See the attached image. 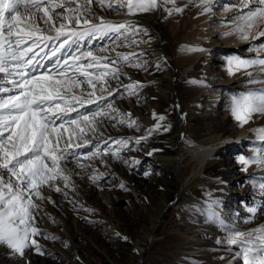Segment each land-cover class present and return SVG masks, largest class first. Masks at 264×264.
<instances>
[{
  "label": "snow or ice",
  "instance_id": "obj_1",
  "mask_svg": "<svg viewBox=\"0 0 264 264\" xmlns=\"http://www.w3.org/2000/svg\"><path fill=\"white\" fill-rule=\"evenodd\" d=\"M213 3L199 0L197 6L207 14ZM93 4L117 14L126 9L127 16L152 12L167 4L174 6L164 8L169 15L183 11L175 7V0H162V4L158 0H0V245L20 257L28 248L44 255L34 237L42 234L35 218L44 210L43 202L54 203L45 190L67 198L65 189L75 190L73 175L86 173L89 168L93 171L88 179L96 183L105 173L95 169L92 162L100 159L105 163L103 156L110 155L129 166L140 163L121 155L133 150V138L106 136L105 121L112 128L122 125L139 131L132 114L122 112L112 98L121 86V98L138 97L143 85L139 81L122 85L120 78L127 76L125 67L147 70L143 53L133 48L145 42L136 37L147 35V29L133 20L100 16ZM234 8L237 14L227 35L245 42L264 37V0H240L225 10ZM249 51L255 52L256 58L232 55L227 58V70L230 75L244 71L248 84L264 85V79L253 78V72L248 71L259 68L264 74V43ZM156 68L160 69L159 63ZM229 111L241 126L254 115L264 116V88L233 95ZM153 119L158 123L135 138L136 144L158 131L165 117L153 113ZM253 131L256 140L264 144V128ZM251 151L252 157H239L244 170L252 164L264 169V148L253 146ZM69 163L80 173L69 169ZM250 182L264 194V183L258 184L254 177ZM209 211L215 216L212 203ZM248 211L255 218L258 208ZM224 242L238 248L234 259L242 260V264H264V224L247 232L231 229Z\"/></svg>",
  "mask_w": 264,
  "mask_h": 264
},
{
  "label": "bare ground",
  "instance_id": "obj_2",
  "mask_svg": "<svg viewBox=\"0 0 264 264\" xmlns=\"http://www.w3.org/2000/svg\"><path fill=\"white\" fill-rule=\"evenodd\" d=\"M175 1L178 3L191 2L190 0ZM158 2L162 4V0H158ZM92 7L100 16H102L101 13L95 9L96 4H93ZM161 7L159 8L161 9ZM161 11L155 10L147 13H138L128 19L135 21L137 26L147 29V35L141 34L140 36H137V40L145 42L139 44L140 50H135L137 53H143L141 59L146 61L147 70H137L132 68L129 71H125V73H127V76H125L127 81H124V84L126 85L131 81H139L140 84L143 85L140 91H143L146 88V85L151 83L154 85L151 88L152 91L146 96L139 98L140 107L138 108H135V105L132 104L129 109H125L121 102L119 103L115 98L112 99L117 108L124 113H131L137 124L146 130L153 128L158 123V121L153 119V113L165 117L163 121L159 122L161 124L160 129L153 132L148 138L149 149L154 160L163 168L164 174L162 175L165 178L175 180L180 184L181 194L183 195L182 198L183 201H185V205L183 206L185 213L180 220L172 221L169 224L163 225L164 215L167 214V210H165L167 206L165 198L161 199L157 205L150 203L147 210L151 211L152 209H156V215L146 219L142 225L141 231H133L134 236L131 238V243L134 251L132 257H129L125 264H211L212 260L213 264H242V260L234 259V254L238 251V248L236 246H229L224 242L229 233L221 230L218 225L219 219L210 214L209 204L212 203V211L215 209L217 216L221 218L222 222H225L223 219L225 213L222 210V207L224 201L228 197L227 192L229 189L225 187V180L223 179L224 166L221 163L222 157H220V155L225 150L231 148L233 151L235 145L258 141L256 140L255 134L246 131V129H242L238 134L228 135L227 124L225 122L217 124L212 117L209 119L207 118L206 124L199 123L203 126L202 129L199 127L194 128V126L192 128L191 123L188 124L189 134L186 136H183L181 123L178 122L175 126L170 124L164 111L169 104L168 100L176 97L174 88L175 82L178 79L183 78V87H181V89L187 97H190L191 105H188V109L192 107L197 109L205 102V85L207 82L204 79L199 78L193 80L190 79V77H195L191 72L197 64L203 66L207 65L208 68V62L205 63L201 59V56L205 54L206 51H197L196 49H192V47L179 49L173 56L174 66L172 68L178 69L176 61H180L183 73L179 78H176L172 74V68L165 61V47L162 42V36L169 35L171 41H173V39H179L182 42H187L188 37L186 32L190 31L192 34H195V24L205 25L207 18L206 15H204L203 19L199 21L183 19L180 21L179 25L170 22L161 24L163 18L159 13ZM110 20L121 21V19ZM231 37L233 38L231 41L226 42V47L236 48L243 45L237 54H245L247 56L255 54V52L249 51V48L259 46L263 43H254L256 40L251 39L245 42L240 40L236 35H231ZM202 38L207 39L206 36H203ZM226 39L227 38H224L222 41L224 42ZM261 39H264V37ZM199 40H201V37L196 38L193 36L191 42ZM244 49L246 50L245 53L242 52ZM129 50L130 49L128 48L117 49V51L122 52H128ZM261 55L264 54L261 53ZM158 63L160 64L159 70L156 68V64ZM192 65L193 67L191 68ZM128 77H131V80H129ZM187 78L189 79L187 80ZM222 79L223 76H221L220 82ZM225 79L232 81L228 84L236 83L235 75H230L226 69ZM192 81H196L197 83H191ZM219 85H221V83H219ZM260 87L263 88V86H258L257 89ZM232 89H237V87L232 86ZM211 94L215 96L217 95L213 90H211ZM180 95L182 94L180 93ZM216 99L219 98L216 96L215 100ZM210 101V99H207L205 108L206 112H211L212 110V103ZM142 106L146 107L142 108ZM220 106H222L223 114H225V109L227 108L223 105ZM105 126V135L112 137V134L118 132L122 125H117L116 128H112L108 125L107 121H105ZM253 126L254 123L251 125V129ZM165 128H167V130H165ZM258 128H262V126L259 125ZM134 130L135 128H130L131 133H134ZM82 151L87 152L88 149H83ZM82 162L87 163V161ZM92 163L93 167H96L99 171L103 169L110 170L115 172L119 177H123L125 174V169H122L121 165H108V163H106L104 164L105 168H103L100 161H93ZM188 163L191 164L190 167H198L194 172L195 176L203 175V178L206 179L205 177L208 173H211L212 175L210 176L211 179H206L205 184H203V188L209 187V191H211V194L204 199H195V197H193V191L198 187L199 182L191 181L188 184L187 189H184L182 182L176 180L179 178V175L184 172L185 164ZM67 167L73 169L74 173H80V169L75 168V165L72 163H69ZM156 172L161 174L160 171ZM73 183L75 186H79L82 183L85 186V189L80 192L79 190H71L72 198L69 199L70 203L59 202L56 198L54 199V196L49 194L48 191L45 192L47 195L51 196L52 201H54V203H48L47 201L43 202V208L46 215H50L53 221L57 220L58 225L64 227L67 241L72 244L73 249L77 250L78 243H75V241H78L79 235L89 238L90 242H88L87 245L95 248L97 252L95 251V254H92L86 250V261L80 259V264H99V261L95 259L99 252L100 254H103L105 260L110 264H121L117 257L111 258L109 257V254L113 251L119 250L117 247L118 245L121 246L119 239H116L114 235L117 233L125 235L129 230L123 225L116 224L114 218L108 217L112 233L107 239L103 240L98 238L95 234H91V236L90 234H87L85 228L78 223L79 216L84 214L82 213L83 210L90 209L91 211H86V214L100 218L101 215L105 213V209L101 201L97 198V186L88 179L87 172L73 175ZM133 184H136V186L133 187L135 195L140 194L144 196L146 193L156 192V189L153 186H150L149 189L144 192L142 186L145 185L135 182ZM68 191L70 192V189H68ZM161 194H168L167 189L166 191L164 189ZM54 224L57 223L55 222ZM262 224L264 223H260V225ZM238 230L243 231L241 229ZM106 240H109L112 243H106ZM157 247L159 249L158 257L149 260L143 259L142 256L146 251V248ZM167 249L169 252H167ZM223 250H226V252L228 251V253H224L225 251ZM18 256V254H14L5 245H0V264H23L25 259L31 262L32 260H35L36 257H40L32 248L26 249L23 257ZM43 256L40 258L45 260L42 262L39 261L40 263L52 264Z\"/></svg>",
  "mask_w": 264,
  "mask_h": 264
},
{
  "label": "rangeland",
  "instance_id": "obj_3",
  "mask_svg": "<svg viewBox=\"0 0 264 264\" xmlns=\"http://www.w3.org/2000/svg\"><path fill=\"white\" fill-rule=\"evenodd\" d=\"M190 1L191 2L188 3H178L175 1V7L183 9L181 13L173 12L171 15H169L168 12L164 10L165 7L169 9L173 8L174 6L172 4L164 5L161 7V9L158 7L156 11L162 10L161 12H159L163 16L161 24L170 22L172 24L179 25L180 21L183 19L199 21L203 19L204 15H206L207 20L205 25L195 24V34H192V32L190 31L186 32L188 37L187 42H182L179 39H173V41H171L169 35L162 36V42L165 47V61L170 65L171 68L174 66L173 56L179 49L192 47V49H201L202 51H206V53L201 56V59L205 63L208 62V68L207 65L203 66L201 64H197L191 72V74H193V76L195 77H190V79L193 80L200 78L204 79L207 82L205 85V102L203 103V105H201V107H198L197 109L194 107L188 109V105H191L190 97H187L181 89V87H183V78L178 79L179 81L177 80L178 82H175L174 88L176 97L168 100L169 104L164 111L166 118L168 117V120L172 126H175V124L178 122L181 123L183 136L189 134L188 124L191 123L192 128L194 126V128L199 127L202 129L203 126L200 124H206L207 118L209 119L210 117H212L214 122H217V124L225 122L228 127V135L238 134L242 129H246V131L254 133L253 130L257 129L259 125L264 128V116L254 115L252 117V120L248 124L241 126V124L231 115V112L229 111V103L233 95H238L242 92H248L250 90H258L262 88L260 87L257 89L258 86H263L264 88V85L262 84H248L247 81L249 80V77L245 74L244 71H240L235 74V84H228L232 81L225 79V69H228V57L232 55H239L241 58L245 59L256 57V53L254 55L251 54L248 56L245 54H237V52L241 50L240 48L243 47V45L236 48L226 47V42L231 41L233 38L231 37V35H227L226 33L231 31V24L233 18L237 14V10L234 8L232 11H226L225 9L227 6L238 5L240 3V0H214V3L212 4V11L207 14L203 13L202 8L197 6L199 4V0ZM95 9H97L101 13V15L106 17L107 19H121L122 21L128 20L129 17H131L124 14L126 9L122 10L120 14L109 11L107 9L101 10L98 5H96ZM193 36H195L196 38L201 37V40L191 42ZM203 36H206L207 39H203ZM224 38L227 39L223 42L222 39ZM259 42L264 43V39L256 40L254 43ZM133 48L135 50H140V46L134 45ZM129 51H131V49ZM242 52L245 53L246 50L244 49ZM261 58H264V55H261ZM176 63L178 65V69L172 68V74L176 78H179L183 73L181 70L182 66L180 64V61H176ZM192 67L193 65L191 66V68ZM130 69L132 68L125 67L123 68V71H129ZM248 71L253 72V78L258 77L260 79H264V74H261L259 68H251L248 69ZM221 76H223V79L220 82ZM188 79L189 78H187V80ZM120 80L121 84L125 85L124 81H127L126 77L121 76ZM219 83H221V85H219ZM152 86L154 85L148 83L143 91H139L138 97L126 98H121L122 96H124V88L123 86H121L120 91L113 98L118 100L119 103L121 102L125 109H129L132 104L135 105V108H138L140 107L139 98L144 97L148 93H150L152 91ZM232 86L237 87V89H232ZM211 90L216 92V96L219 99L215 100L216 96L211 94ZM180 93L182 95H180ZM207 99H210V102L212 103L211 112H206L205 109ZM220 105H223L225 106V108H227L225 109V114H223V108ZM144 107L146 106H142V108ZM253 123L254 126L251 129V125H253ZM146 131L147 130L142 126H139V132L135 129L134 133H131L130 128L121 126V129L118 132L112 134V139L128 137L133 138L130 144V148L133 150H126L122 152L121 155L127 160H139L140 163L137 165L129 166L122 162L123 160H114L110 155L103 156L102 159H104L105 161L103 165L101 163V166L103 168H105L104 164L106 163H108V165H121L122 169H125V174L123 177H119L113 171L106 169L101 170L100 172H105V176L98 179L94 184L97 186V198L103 204L105 213L102 214L100 218H98L93 215L86 214L87 212L83 208L84 210L82 213L84 214L82 216H79L78 218V223L85 228L87 234H90V236L91 234H95L98 238L103 240L107 239L112 233L108 217L114 218L116 224L123 225L129 230V232L127 231L125 235H121L122 233H120L119 235H114L116 239H119L121 246L118 245L117 247L119 248V250L113 251L109 254V257L111 258L117 257L121 264H125L128 261V258L132 257V253L134 251V249H132L131 243V238H133L134 236L133 231H141L142 225L144 224L146 219L156 215V209H152L151 211L147 210V207L150 203H154L155 205H157V203H159L161 199L165 198L167 202V206L165 209L167 210V214L164 215L163 225L169 224L172 221L180 220V218H182L185 213V209L183 208V206L185 205V201H183L182 198L183 195L181 194V189L179 186L180 184L175 180L165 178L162 175L164 174L163 168L154 160L152 154L148 155V153L150 152L148 139L146 141H142L140 144L135 143V138L144 135ZM253 146L264 148V144H261L259 141L249 142L247 144L243 143L235 145V149L233 151L231 150V148L229 150H225L220 155V157H222L221 163L224 166L223 179L225 180V187L229 189L227 192L228 197L224 201V205L222 207V210L225 213V215L223 216L225 222H222L221 218L217 216L215 209V216L213 217L219 219L218 225L223 232L229 233L231 229L237 228L247 232L259 227L260 223H264V211L261 210L264 209V194L261 193L258 187L254 188L252 186V183L250 182L254 177L256 178L258 184L264 183V169L258 168L257 165L252 164L248 166L247 171H245V166L242 165L239 161L240 156H253V153L251 151V148ZM94 161L99 162L100 159H96ZM190 165V163L185 164L184 172L179 175V178H177L176 180L182 182V185H184V189H187V186L191 181L199 182L198 187H196L193 191V197H195V199H204L206 198V196H209L211 194V191H209V187L203 188V184H205L206 179L210 180V176L212 175L211 173H208L207 176L205 175L206 177L204 176L206 179L203 178V175L195 176L194 172L198 167H190ZM94 168L97 169L96 167ZM92 171L93 169L89 168L87 170V175H90ZM156 171H160L161 174L157 173ZM145 172H148L149 174L145 175ZM134 182L145 185L142 186L144 192L147 191L150 186L155 187L156 192L146 193L144 196L140 194L135 195L133 187L136 186V184H133ZM121 183L124 184V188L120 187ZM81 184L79 186H75V190H79V192L83 191L85 189V186L83 184L81 186ZM164 189L165 191L167 189L168 194H161ZM46 191L47 190H45V192ZM65 191L69 193L67 198H65L60 193H56L55 191L48 193L54 196V199L56 198V200L59 202L70 203L69 199L72 198L71 192L73 190L71 191L70 189L69 192L68 189H65ZM44 194L47 195L46 193ZM36 202L40 203V201ZM252 207L258 208V212L255 218H252L251 214L248 211V209ZM249 220L251 222H246ZM55 222L57 224H54ZM35 223L36 226L41 230L42 234L34 238L39 242L44 251V256L39 254L38 256L47 258V260H49L52 264H80V259L82 261H86V250H88L92 254H95V251L97 252L95 248L87 245V243L90 242L89 238L80 235L78 236V241H75V243H78L77 250L73 249L72 244L67 241L66 231L64 230V227L61 225L59 226L57 220L53 221L51 219V216L46 215L44 210L36 215ZM45 235L50 237H57V239H44L43 237ZM125 237L127 239H125ZM106 243L110 244L112 242L106 240ZM158 250V247L146 248V251L142 256L143 259L149 260L158 257ZM223 251H225L224 253H228V251L226 252V250ZM167 252H169L168 249ZM98 255L95 257V259L99 261V264H110L105 260L103 254H100L99 252ZM40 257H36L35 260H32L31 262L25 259L23 264H43L39 261L42 262L45 259H41ZM211 264H213V260Z\"/></svg>",
  "mask_w": 264,
  "mask_h": 264
}]
</instances>
